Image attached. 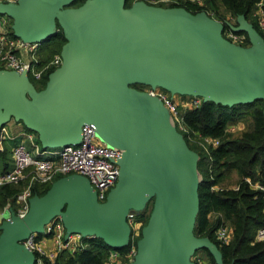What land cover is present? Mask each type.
<instances>
[{"label": "water", "instance_id": "1", "mask_svg": "<svg viewBox=\"0 0 264 264\" xmlns=\"http://www.w3.org/2000/svg\"><path fill=\"white\" fill-rule=\"evenodd\" d=\"M16 0L0 2L12 35L40 42L62 28L61 64L37 90L25 72L0 69V133L6 122L33 130L42 149L76 144L80 125L92 122L98 140L122 150L118 176L97 203L83 177L54 180L41 196L27 200L22 217L0 212V264H32L20 244L59 217L65 235L98 237L112 249L127 244V211L152 199L128 264H192L205 248L222 264L214 243L190 230L200 175L197 154L187 147L161 101L133 86L159 87L169 94L200 96L221 104L263 99L264 44L242 15L220 22L204 10L164 7L135 0ZM222 23L244 31L248 46L221 35ZM103 140H101V139ZM106 139V140H104Z\"/></svg>", "mask_w": 264, "mask_h": 264}, {"label": "trees", "instance_id": "2", "mask_svg": "<svg viewBox=\"0 0 264 264\" xmlns=\"http://www.w3.org/2000/svg\"><path fill=\"white\" fill-rule=\"evenodd\" d=\"M83 0H72L67 6H77ZM135 0H125L124 7H128ZM149 4L148 0H143ZM257 0H204L201 7L194 6L188 0H174L157 2L155 5L171 7L180 6L186 11L195 13L211 7L217 17L226 21L217 13L219 7L222 12L229 13L234 19L242 15L254 28L256 25L251 17V11ZM189 7L194 9H189ZM207 11V10H206ZM236 24V21L233 22ZM11 24V19H10ZM225 24L222 23L221 35ZM245 41L239 46H248L249 41L246 33ZM10 34H12L10 26ZM65 37L62 28L55 22L54 31L39 42L36 55L39 63H42L52 56V52L60 51ZM50 54V55H48ZM52 68L44 71L39 79L29 78L30 83L37 90L43 88L47 75ZM134 87L142 89L145 84H133ZM180 98L186 94H178ZM178 114L186 127V131H179L188 148L197 154L195 168L200 175L198 182L197 206L191 226V234L194 237H207L216 246L222 264H264V240H254L255 230L264 225V114L263 99L255 98L250 102L233 103L231 105L221 104L212 100H203L190 108L178 106ZM249 117V122L242 131L233 133L227 129V125ZM20 130L31 132L35 135L34 142L41 148L36 134L18 121ZM200 136L217 138L215 146L203 145ZM19 135L13 137L4 136L0 138V165L1 170H7L5 156L8 153V146L15 144ZM8 144H6L5 143ZM234 172L237 181L236 188L227 189L223 187L228 175ZM61 178L57 175L54 180ZM248 179L250 184H256L261 189L254 190L243 181ZM27 177L16 184H5L0 186V211L8 204L12 211L14 207L15 194L20 187L24 189ZM51 183L33 184L30 187V196H41L48 189ZM217 187V189H213ZM20 190V191H21ZM152 206V199L147 201L137 210L136 219L145 225ZM228 224L232 227V237L226 244H220L214 238V231L219 225ZM141 226V227H142ZM138 236L131 239L129 230L127 244L118 249L109 248L101 238L92 237L86 240V246L82 251L69 254L61 250L53 264H104L109 250L119 253L118 264L130 262L127 252L131 244L135 246ZM199 256L209 264H215L212 256L205 248L194 251L189 261L196 264L194 257Z\"/></svg>", "mask_w": 264, "mask_h": 264}, {"label": "built area", "instance_id": "3", "mask_svg": "<svg viewBox=\"0 0 264 264\" xmlns=\"http://www.w3.org/2000/svg\"><path fill=\"white\" fill-rule=\"evenodd\" d=\"M149 4L174 0H148ZM191 3L202 5L204 0H188ZM0 2L15 3L16 0H0ZM211 18L223 22L222 19L212 12L204 10ZM251 17L256 25L255 30L264 44V0H257L251 11ZM226 21L235 25V19L228 16ZM222 36L235 44L245 41V35L235 32L225 25ZM39 42H27L10 34V18L0 14V69L14 70L17 73L25 72L26 77L39 79L42 73L49 68L54 70L61 64L59 52L54 53L48 60L39 63L36 55ZM147 94L158 98L163 106L172 116L175 128L178 131H186L181 116L178 114V106L190 108L197 105L201 97L186 95L180 98L178 94H169L159 87L145 86L141 89ZM230 125H227L229 130ZM1 129L0 138L5 129ZM232 129V128H231ZM233 130V129H232ZM18 141L10 148L11 166L7 170L0 169V186L5 184H16L27 177V183L19 196L20 207L15 216L22 217L27 210V200L30 196V187L37 183H52L57 175L61 177L69 174H77L86 179L90 185L97 203L105 200L106 194L113 187L118 176L117 160L122 150L115 146L107 145L99 141L95 134L92 122H84L80 125V139L76 144H67L47 151L40 149L34 142L35 135L31 132L19 130ZM203 145L215 146L217 138L200 136ZM1 148V147H0ZM245 183L254 190L261 189L256 184H250L248 179ZM234 189L236 187H233ZM217 189V187H213ZM264 212V206H263ZM137 212L129 210L125 216V222L131 231V239L138 236L142 223L136 219ZM214 238L220 244H226L231 238V231L224 225H219L214 231ZM88 237L72 233L65 235L64 227L59 217L54 218L42 227L41 233H32L20 244L33 257L32 264H53L58 253L66 250L69 254L82 251L86 246ZM254 240H264V225L258 227L254 232ZM135 253V246L130 245L127 257L131 261ZM196 264H209L199 256L194 257ZM119 253L109 250L104 264H118Z\"/></svg>", "mask_w": 264, "mask_h": 264}, {"label": "rangeland", "instance_id": "4", "mask_svg": "<svg viewBox=\"0 0 264 264\" xmlns=\"http://www.w3.org/2000/svg\"><path fill=\"white\" fill-rule=\"evenodd\" d=\"M192 4H194V3H192ZM194 6L196 7V6H198V7H201L200 5H197V4H194ZM207 8H205L208 12H212L213 14H216V12L211 8V7H208V6H206ZM189 9H194V8H191V7H189ZM217 13L218 14H220V15H223V17L225 16V17H228V16H230L229 15V13H227V12H222V7L220 6L219 7V9L217 10ZM233 43V42H232ZM233 44H235V43H233ZM235 45H237V44H235ZM52 55L54 54V52H52L51 53ZM48 55H50V54H48ZM14 121H12V119H9L7 122H6V124H5V127L7 126V128L8 129H13L12 128V123H13ZM236 122H239L238 124H237V126H234V127H232V129H236L235 131H233V130H231V132H233V133H237L238 131H242L243 129H244V127H245V125L249 122V117H246V118H244V119H242V120H238V121H236ZM239 128V129H238ZM2 139V138H1ZM101 139V138H100ZM101 140H103V139H101ZM104 140H106V139H104ZM100 141V140H99ZM48 149H51V147L50 148H44L43 150H45V151H47ZM236 181H237V177H236V175H235V173L234 172H231L229 175H228V177H227V180L225 181L226 183L223 185V187H226L227 189H230V188H233V187H235L236 186ZM21 190V188L19 187L18 188V190H17V192H16V194H15V198H14V201H15V203H14V207H13V209H12V211L13 212H16L17 211V209H19V207H20V202H19V196H20V194H21V192H22V190ZM9 208V205L8 204H6L4 207H3V209H8ZM2 209V210H3ZM1 210V211H2ZM0 211V212H1ZM224 226L225 227H227L228 229H230V231H231V237H232V227L230 226V225H228V224H224Z\"/></svg>", "mask_w": 264, "mask_h": 264}, {"label": "crops", "instance_id": "5", "mask_svg": "<svg viewBox=\"0 0 264 264\" xmlns=\"http://www.w3.org/2000/svg\"><path fill=\"white\" fill-rule=\"evenodd\" d=\"M239 122H234V123H231V124H229L230 125V131L232 130L231 128L232 127H234V126H237V124H238ZM12 128L13 129H8L7 128V126L4 128L5 129V131L2 133L5 137L6 136H10V137H13V136H17V133L19 132V130H20V124L18 123V122H13L12 123ZM239 129V128H238ZM236 129H233V131H235ZM5 143H6V141H5ZM7 144V143H6ZM8 145V144H7ZM11 146L12 145H10L9 144V146H8V149H9V151H8V153L6 154V156H5V164H6V168H9L10 166H11V154H10V148H11ZM0 147H1V143H0ZM51 149H54V148H51ZM49 150V149H48ZM3 169V166L2 165H0V169Z\"/></svg>", "mask_w": 264, "mask_h": 264}]
</instances>
